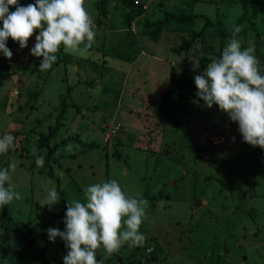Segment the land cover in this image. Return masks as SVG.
I'll return each mask as SVG.
<instances>
[{"label": "rangeland", "instance_id": "1", "mask_svg": "<svg viewBox=\"0 0 264 264\" xmlns=\"http://www.w3.org/2000/svg\"><path fill=\"white\" fill-rule=\"evenodd\" d=\"M101 1L86 0L97 36L84 55L65 54L61 48L59 63L36 71L30 63L35 57L31 55L34 35L23 49L8 39L11 59L0 53L13 66L6 75L0 73V137L5 133L16 137L15 148L0 155V168L16 163L12 183L23 197L0 209V237L11 231L9 243L0 240V264L15 260L64 264L66 243L59 237L51 242L47 230H66L68 200L83 202L87 186L110 179L149 201V219L141 227L146 239L138 253L155 243L164 250L160 260L151 259V264H264V149L243 142L238 123L206 133L217 123L209 109L229 117L218 105L208 108L199 99L194 81L220 57L231 37L226 30L235 25L241 28L242 47L264 53V0L246 7L248 11L241 0H198L193 7L192 0H131L130 8H143L136 18L127 17L130 8L119 0H107V12L100 15ZM30 3L35 0H19L22 6ZM164 12L198 17L190 23L171 19L165 29L168 34L163 32V39L152 41L145 35L152 27L144 23L163 18ZM204 17L213 24L187 50L176 54L182 38L203 27ZM77 60L82 70L75 69L73 81L81 80L78 86L69 76ZM88 60L104 66H90ZM206 60L210 61L204 64ZM260 64L264 71V60ZM19 67L27 72L18 79ZM164 94L160 119L158 106ZM63 103L62 125L47 140L48 147H58L42 168L37 167L36 157L48 151L38 146V138L55 126ZM119 122L126 132L124 139L122 132L115 131ZM225 132V144L216 143ZM201 135L206 136L203 144ZM70 143L79 147L69 152ZM114 151L121 159L114 157ZM231 161L238 164H228ZM47 165L53 179L44 173ZM47 179L65 195L63 199L60 192V201L51 210L40 205L46 195L41 183ZM196 198L202 200L197 209ZM161 200L163 208L158 206ZM134 248L125 245L111 256L101 248L97 258L104 264H131L140 257L133 255Z\"/></svg>", "mask_w": 264, "mask_h": 264}, {"label": "clouds", "instance_id": "2", "mask_svg": "<svg viewBox=\"0 0 264 264\" xmlns=\"http://www.w3.org/2000/svg\"><path fill=\"white\" fill-rule=\"evenodd\" d=\"M10 6L15 11H10ZM86 0H35L27 6L19 0H0V52L11 59L13 52L7 46L9 38L17 41L21 49L27 48L34 33L36 43L31 55L43 57L40 71L52 68L61 48L65 54L84 55L97 36L96 23ZM231 37L219 58L207 64L206 69L194 77L197 96L208 108L218 105L232 122H238L243 142L264 149V71L252 46L242 47L238 38L239 25L230 28ZM235 140V137H233ZM16 137L5 133L0 137V155L15 148ZM78 145L68 144L73 151ZM33 155H36L33 151ZM37 167H43L45 156L36 157ZM17 165L10 163L0 168V209L20 201L23 197L12 183L11 173ZM46 193L40 202L49 210L60 201V192L51 179L42 181ZM84 201L68 200L64 223L66 230L49 228L48 238L57 237L66 243L64 264H104L97 259L98 250L111 256L123 246H142L146 236L141 227L149 219V201L142 194L129 193L116 179L94 183L84 189ZM196 198L193 200V205ZM164 201L158 202L163 208ZM197 209V208H195ZM146 254V253H145Z\"/></svg>", "mask_w": 264, "mask_h": 264}, {"label": "trees", "instance_id": "3", "mask_svg": "<svg viewBox=\"0 0 264 264\" xmlns=\"http://www.w3.org/2000/svg\"><path fill=\"white\" fill-rule=\"evenodd\" d=\"M119 1L121 2V4H123V6L125 8H130L131 0H119ZM197 2H198V0H192L190 2V6L193 7ZM240 2L242 3L243 9H246L248 11V9L246 7H248V8L250 7L251 8L253 5L256 6L257 3L259 2V0H241ZM99 3H101V5H102V8H101L99 13H100V15H105L106 12H107V9H106V5H104V3H107V0H102ZM252 3H254V4H252ZM129 10H130V12H127V17L130 16L129 18H136V17H138V16H140L141 14L144 13L142 6L140 8H138V7L136 8L135 6H132ZM10 11H15V7L14 6H10ZM259 12H263V9L260 8ZM164 15L165 16L163 18H160L159 20H156L155 22L146 21L144 23V26L146 25L147 27H152V29L150 31H149V29L147 30L149 32H147V33L145 32V35L148 36L152 41H158L159 39H163L164 35L168 34V33H166L165 29L167 30L166 25L171 19L177 20V21H184L186 23H190V22H192L194 19H196L198 17L195 14H188L187 15V14H182V13L176 14V13H169V12H164ZM246 15H247V12H246ZM204 20H205V23H204L203 27L198 32L192 33V36H190L188 39L182 38V42L179 45V47L174 49V52L176 54H180L181 52L187 50L189 48V46L191 45V43L194 42L195 39H197L198 37L204 35L205 34V29L207 27H209L211 24H213L212 21L209 18H207V17H204ZM129 31H130V33H133V31H131V30H129ZM226 31L229 32V30H226ZM163 32H165V34ZM165 38L167 39L166 36H165ZM7 46L10 48V43L8 41H7ZM10 50H12V49L10 48ZM255 55L259 58L260 62H262L264 60V53L261 50H260V52L257 50ZM40 59L41 58L34 57L31 60V62H30L31 64H35L34 67L36 68L35 69L36 71L39 70V65H40V61H41ZM207 61H210V60H206V62L204 61L203 63L206 64ZM56 63H59V60H57ZM88 63H89L90 66H92V64L93 65H99V66L102 65V66H104L103 63L100 64L97 61L95 62V61L88 60ZM55 64H53V67H54ZM10 65L11 64L4 62L3 58L0 57V73H2L3 75H6L8 72H10L11 68H13V66H10ZM77 65H78V69L82 70L81 64L78 63ZM83 69L86 70V68H83ZM25 72H27L26 69L24 70L23 68L19 67L16 77H18V79H19L21 75H25ZM83 73L85 74L86 72L84 71ZM75 75H76V73L73 70L72 74L69 75L70 76V81L73 82V84L78 86V85H80L81 80H79L77 82H74L73 81V77H76ZM16 77H13L12 79H16ZM170 79L171 80L174 79V74H171ZM37 94L38 93H34L33 97H37ZM165 98H166V94L161 96V98H160L161 101H160V104L158 106V114L157 115H158V117L160 119H162V114H163L164 107H165V104H166ZM64 105L65 104L63 103L62 110H61L60 114L56 117L57 122H56L55 126L50 129V131L47 134V136L41 134L40 137L38 138L39 139L38 146L47 147L48 148L47 155L45 156V160L46 161L49 160V157L52 156V154L54 153L55 149L58 147V145H56V144L48 147L47 146V140H50V139L54 138L56 136L59 128L62 125L61 124V120H62V116L61 115L66 110ZM144 116H145V114H144ZM116 130H117L118 133L122 132L121 135H122L123 139L126 138V132H123L124 130H123L122 123L121 124H120V122L118 123V128ZM69 139L74 140L72 137H69L68 140ZM76 139H78V138H75V140ZM113 155H114V157H118L119 159H121V155L117 151H114ZM48 166L49 165H47V168H48ZM44 171H45L44 173H46L50 178H52V179L54 178L53 177L54 174L52 175L53 170L51 168H48V170H44ZM256 172H257V170H256ZM56 181L59 182L60 179L58 177H56ZM254 185H256V183ZM59 187H60V185L58 186V188ZM59 192H61V196L64 199L65 195L63 194L62 190H60ZM151 202L154 203L155 199H152ZM152 203L150 205L151 207H153ZM66 208H67V204H66ZM10 232L11 231L8 229L5 234L1 235V237H0L1 239L0 240L3 243L4 242H8L9 243L8 239L10 238ZM147 248L148 247H145L144 249H147ZM134 249H135V251L133 252L134 253L133 255L134 256L140 255V257H139V259H136L135 261H131V264H136V261L138 263H140V264H144V263L151 264L152 263L151 259H154L155 262H158L160 260V255L164 254L163 248L157 243L153 244L152 252L150 253V255L145 254L144 253L145 250H143L140 253H138V251H139L138 246H136V248H134ZM97 259H99V258H97ZM12 264H18V260H15Z\"/></svg>", "mask_w": 264, "mask_h": 264}, {"label": "water", "instance_id": "4", "mask_svg": "<svg viewBox=\"0 0 264 264\" xmlns=\"http://www.w3.org/2000/svg\"><path fill=\"white\" fill-rule=\"evenodd\" d=\"M211 112L215 115V117L219 121V124H217V125H215L213 127L207 128L206 129V132H211V131H214V130H216L218 128L221 129V128H224L227 125H233L234 123H236V122H232L229 118H223V117L218 116L217 114L214 113L213 110H211ZM200 141H201V143H203L205 141V136L204 135H202L200 137ZM200 204H201V201L200 200H195L193 207L194 208H197V207L200 206ZM224 252H226V251L224 250Z\"/></svg>", "mask_w": 264, "mask_h": 264}, {"label": "flooded vegetation", "instance_id": "5", "mask_svg": "<svg viewBox=\"0 0 264 264\" xmlns=\"http://www.w3.org/2000/svg\"><path fill=\"white\" fill-rule=\"evenodd\" d=\"M211 110L212 109H209V112L211 113V115L215 118V120L217 121V123L215 124V125H217V124H219V121L217 120V118L215 117V115L211 112ZM214 111V110H213ZM214 113L215 114H219V113H216L215 111H214ZM219 116V115H218ZM220 117H222V116H220ZM223 118H226V117H223ZM238 122H236V123H234L233 125H235V124H237ZM214 125V126H215ZM233 125H227V126H225L224 128H221L222 130H225V129H229V128H231V126H233ZM211 127H213V126H211ZM210 128V127H209ZM207 129V128H206ZM206 129H205V132H206ZM216 130H220V128H218V129H216ZM216 130H214V131H216ZM211 132H213V131H211ZM206 133H210V132H206ZM227 134H228V132H225V135L222 137V139H221V141H216V143H222V141H223V143L225 144V142H226V137L225 136H227ZM202 136V135H201ZM200 136V137H201ZM205 136V135H204ZM215 139V138H214ZM205 140H206V136H205ZM199 143L200 144H203V143H201V141H199ZM230 143H234V144H236L233 140H231L230 141ZM223 144V145H224ZM228 164H230V165H237L238 164V162H233V161H231V162H228ZM194 200V199H193Z\"/></svg>", "mask_w": 264, "mask_h": 264}, {"label": "built area", "instance_id": "6", "mask_svg": "<svg viewBox=\"0 0 264 264\" xmlns=\"http://www.w3.org/2000/svg\"><path fill=\"white\" fill-rule=\"evenodd\" d=\"M3 27V22L2 21H0V28H2ZM39 33L38 32H36V33H34V36H36V35H38ZM118 128V125H117V127L115 128V130ZM152 252V248L150 249V248H147L146 250H145V253L146 254H148V255H150V253Z\"/></svg>", "mask_w": 264, "mask_h": 264}, {"label": "crops", "instance_id": "7", "mask_svg": "<svg viewBox=\"0 0 264 264\" xmlns=\"http://www.w3.org/2000/svg\"><path fill=\"white\" fill-rule=\"evenodd\" d=\"M139 56H141V57H142V56H144V55H143V54H141V55H139ZM139 56H138V57H139ZM76 59H78V58L76 57ZM75 64H78V60H77V63H74L73 65H75ZM73 68H74V71H75V69H76V68H78V65H76V67H75V66H73Z\"/></svg>", "mask_w": 264, "mask_h": 264}]
</instances>
